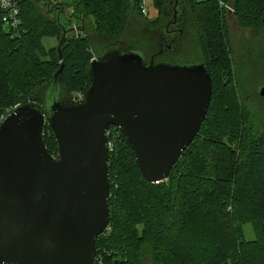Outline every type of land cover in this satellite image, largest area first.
<instances>
[{
  "label": "trees",
  "instance_id": "1",
  "mask_svg": "<svg viewBox=\"0 0 264 264\" xmlns=\"http://www.w3.org/2000/svg\"><path fill=\"white\" fill-rule=\"evenodd\" d=\"M63 1L73 9L70 16L49 0H19L16 31L3 24L0 12V115L27 102L44 105L61 63L59 89L70 97L85 93L89 48L96 56L131 47L147 59L167 53L172 61L203 62L212 79L198 135L165 181L145 179L125 137L109 128V225L96 239L95 257L101 264H264V136L242 146L248 133L233 94L226 37L227 12L241 25L264 32V0H176L175 17V0H153L152 18L133 0ZM71 21L83 36L72 39ZM63 31L60 59L57 47L47 49L42 39H60ZM167 39L170 48L158 52ZM220 84L229 87L227 94ZM216 108L223 109L225 119L218 120ZM43 141L58 157L48 123ZM246 224L252 227L250 239L244 235Z\"/></svg>",
  "mask_w": 264,
  "mask_h": 264
},
{
  "label": "water",
  "instance_id": "2",
  "mask_svg": "<svg viewBox=\"0 0 264 264\" xmlns=\"http://www.w3.org/2000/svg\"><path fill=\"white\" fill-rule=\"evenodd\" d=\"M65 40L63 31L60 59ZM63 65L44 105H17L0 122V264H95L96 239L109 225V128L125 137L145 179L159 183L198 135L210 105L203 62L109 49L89 61L81 103L59 89ZM258 95L264 98V84ZM45 123L58 157L44 144Z\"/></svg>",
  "mask_w": 264,
  "mask_h": 264
},
{
  "label": "rangeland",
  "instance_id": "3",
  "mask_svg": "<svg viewBox=\"0 0 264 264\" xmlns=\"http://www.w3.org/2000/svg\"><path fill=\"white\" fill-rule=\"evenodd\" d=\"M140 5L147 9V14L142 15L148 18L156 16L153 0H140ZM178 7H180V5L175 0L171 7L173 16L174 11L177 10ZM228 7L230 8L226 9L231 12L232 5ZM231 13L228 14L227 12L226 14V37L233 70V85L235 90L233 94H235V98L239 101L242 108L245 122L244 127L248 133L246 137L243 130L244 137L242 146H244L245 142H248L247 139H258L260 136H264V99L258 95L259 87L264 84V32L260 28L241 25ZM61 20L63 22L66 21L64 16L61 17ZM73 35L74 37L72 39H76L74 33ZM59 40L60 39L56 37H44L42 42L47 49H53L57 47ZM169 41L170 40L167 39L161 45L162 50L167 49L166 45L170 44ZM172 59L173 58L169 57L167 53H164L156 58L155 61L169 62L172 61ZM220 87H222L226 94L230 90L228 86L220 84ZM229 95L232 96L231 94ZM232 104L233 103H230V105ZM216 110L218 120L225 119L223 109L216 108ZM4 114H1L0 118ZM244 226L245 238H252L253 231L251 225L246 224Z\"/></svg>",
  "mask_w": 264,
  "mask_h": 264
},
{
  "label": "built area",
  "instance_id": "4",
  "mask_svg": "<svg viewBox=\"0 0 264 264\" xmlns=\"http://www.w3.org/2000/svg\"><path fill=\"white\" fill-rule=\"evenodd\" d=\"M49 3H51L52 5L62 6L63 12L67 16H70L73 12V9L67 7L63 0H49ZM139 7L142 14H147V9L142 5H140V0H139ZM227 8L229 9L230 7L227 6ZM0 12H1V21L9 29V31H16L19 29L21 25L19 0H0ZM70 25L76 38H79L80 36L84 35L82 31L79 29V26L77 25L76 22L71 21ZM88 51L89 53H91V59L96 57L95 53L92 51L91 48H89ZM71 98L75 103H81L85 99V93L82 92L75 93L71 96ZM8 112L9 111H7L6 113ZM6 113L0 118V122L3 119V117L6 115ZM109 133L110 132L108 131V137H109ZM107 143H108V149L110 150L112 148V141L107 139ZM94 260H95V264H101V260L98 256L95 257Z\"/></svg>",
  "mask_w": 264,
  "mask_h": 264
},
{
  "label": "flooded vegetation",
  "instance_id": "5",
  "mask_svg": "<svg viewBox=\"0 0 264 264\" xmlns=\"http://www.w3.org/2000/svg\"><path fill=\"white\" fill-rule=\"evenodd\" d=\"M174 30H175V28H174V29H171V31H174ZM169 31H170V29H169ZM172 33H174V32H171V34H172Z\"/></svg>",
  "mask_w": 264,
  "mask_h": 264
}]
</instances>
